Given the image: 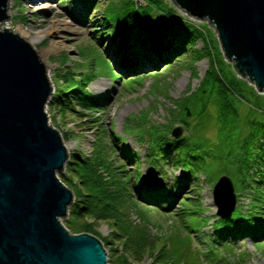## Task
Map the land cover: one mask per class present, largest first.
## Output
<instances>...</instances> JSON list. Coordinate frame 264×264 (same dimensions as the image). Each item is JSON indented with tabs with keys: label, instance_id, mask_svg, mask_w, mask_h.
I'll list each match as a JSON object with an SVG mask.
<instances>
[{
	"label": "trees",
	"instance_id": "1",
	"mask_svg": "<svg viewBox=\"0 0 264 264\" xmlns=\"http://www.w3.org/2000/svg\"><path fill=\"white\" fill-rule=\"evenodd\" d=\"M142 1L144 4L139 5L132 0H126L125 4L119 6L118 19L125 26L126 44L130 48L127 50L128 58L137 67L142 68L144 59L158 62L160 59L177 57L181 59L179 66L189 61L187 65L182 66L190 72L192 79L196 78L195 63L209 55L200 25L195 26L188 19L178 16L166 0ZM64 2H70L67 6L74 12L78 7L87 13L99 8L101 16L92 17L98 23V29L92 31L93 39L97 40V43L107 35L112 39L118 37V27L114 29L108 17L101 11L100 0H75L78 7L72 4L71 0ZM152 12L158 15H151ZM78 16L82 15L78 14ZM197 41H201L203 46L201 49L195 48ZM145 44H147L146 48H144ZM109 50H112L110 46ZM156 50L160 51V56L156 55ZM79 55L82 56L81 51ZM115 57L117 60L120 59L116 54ZM208 60V70L198 87L191 90L188 86L179 99L171 100L170 108H164L167 117L165 124L151 122L150 110H145L140 113V118L145 117L146 120L139 123L130 133V137H134L139 144L146 145L145 160L150 165V173L154 172L161 162L171 163L176 169L181 168L185 174L183 179L174 178L172 186L154 191H143L139 188L141 177L139 153L129 149L126 138L116 134L112 127L106 129L97 119L98 110L102 109L106 99H97L88 92L87 87L94 75L82 72L75 75L70 70L55 75L54 93L49 104L56 110L59 120L66 122L68 117H73L82 127L81 131L94 129L96 132L91 153L69 156L64 172L60 173V180L74 194V202L69 208L68 219L64 226L73 234L94 233V225L101 222L111 226V235L103 240L104 245L109 248L111 264H139L144 257L150 259L151 264H186L181 254L172 252L168 247L163 239L165 234H162L161 224H150L147 216L153 209L165 211L167 206L172 209L177 201L181 205L178 204L179 207H175L171 213L174 217L179 216L185 210L187 203L198 200V186L195 183L199 180L197 175L202 166V163L198 164V162L203 160L198 152L202 147L207 146L205 143H210V139L197 135L198 131H194L201 127L204 118L213 115L221 125L218 133L222 135L231 126L233 118L238 116L239 112L233 105L232 98L243 100L240 89L234 84V87L223 84L216 72L212 71L211 59ZM92 65L93 63L90 64L91 69ZM111 72L115 80L120 79V75L113 73L112 65ZM157 82L156 79L148 93ZM141 83L142 78H137L129 81L128 85L136 87ZM157 85L159 97L168 99V86H161L158 83ZM250 88L255 94L253 87ZM176 124L183 128L185 135L172 140L169 135ZM244 125L248 128L247 135L241 143L239 142L240 144L234 142V145L239 150L244 149L248 152L264 149V140H261L264 138V119L257 120L249 115ZM65 136L67 135H64V139ZM256 138H260V141L255 142ZM229 161L238 167L244 163H251L237 157ZM262 162L264 165V158ZM127 163L134 165L132 171L127 168ZM221 174L220 169L219 177ZM216 179L214 184L218 180ZM191 180L194 182V187L190 185ZM178 184L189 186L190 191L195 193L194 197L186 196L188 192L183 193L185 196L181 199L168 197V192L178 191L176 190V187L179 188ZM239 184V189L234 187L236 202L239 201L237 192L240 190L239 194L244 193L245 185L242 182ZM257 184L261 185V181L257 180ZM181 190L184 191V188ZM246 193L249 200L247 213L242 214V210L235 209L228 220L215 218L214 232L217 235L215 243L220 244L230 239L234 241L242 237L254 241L258 239L259 234L264 236L262 207L264 192ZM133 212L138 217V223L130 219ZM153 228L160 232L151 234ZM212 249H217L214 244ZM213 251L215 250L210 252L213 255L211 264L225 260V258L218 259V255Z\"/></svg>",
	"mask_w": 264,
	"mask_h": 264
},
{
	"label": "rangeland",
	"instance_id": "2",
	"mask_svg": "<svg viewBox=\"0 0 264 264\" xmlns=\"http://www.w3.org/2000/svg\"><path fill=\"white\" fill-rule=\"evenodd\" d=\"M64 1L9 0L7 15L10 17L3 23L1 29H8L21 36L27 43L32 37H37L34 43H30V46L40 56L46 69V75L51 81L53 92L55 75L58 73L64 74L70 70L75 75L81 72L94 75L87 90L97 99H106L102 109L98 110L97 119L106 129L112 127L116 134L126 138V145L129 149L139 153L141 173L139 188L143 191H154L172 186L174 178L183 179L185 174L181 168L176 169L171 163L161 162L158 163V168L150 173V165L145 160L146 145L139 144L134 137H130V133L138 127L139 123L146 120L145 117L140 118V113L150 110L149 120L151 122L165 124L167 117L164 108H170L171 100L179 99L188 86L191 90L198 87L208 70V59L212 61V71L216 72L223 84L232 87L235 85L240 89L243 100L232 98L233 105L238 109V116L233 118L234 121L225 133L219 135L221 125L213 115L204 118L201 127L194 131H198L197 135L210 139V143H205L207 146L202 147L198 152L203 159L198 162V164L202 163V166L197 175L199 180L195 183L198 186V200L187 203L185 210L175 217L171 212L178 206V201L172 206V209L169 206L165 208V211L153 209L147 216V221L152 225L161 224L162 234H165L163 239L172 252L176 251L181 254L186 264H211L213 255L210 252L212 250H215L213 252L218 255V259L225 258L218 264H264V236H260L261 234L254 241L242 237L234 241L230 239L220 244L215 243L217 235L214 232V222L217 216L212 198L213 182L219 178L220 169L222 171L220 177H230L236 189L240 186V182L245 185L243 194L238 193L241 192L240 190L237 192L239 201L236 202L234 210L239 209L242 210V214L247 213L249 200L246 192H264V165L262 162L264 149L248 152L244 149L239 150L234 145V142L240 144L246 137L248 128L244 123L249 115L257 120L264 119V94H258L253 85L241 78L233 65L225 59L217 34L213 29L205 21L189 18L170 0L166 1L178 16L188 19L195 26L200 25L209 50V55L206 58L195 63L197 77L193 79L190 72L182 66L187 65L189 61L183 62L179 66L181 59H177V57L160 59L158 62L144 59L142 68L137 67L128 58L127 50L130 48L126 44L125 26L118 19L119 6L122 3L125 4L126 0H100L101 11L108 17L114 29L118 27L116 39L107 35L100 43L93 39L94 34L92 33L94 29H98L97 20H93L92 17L101 16L99 8L87 13L76 5L75 0H71V3L78 7L74 12L67 6L70 5V2L65 3ZM132 1L135 4L136 2L139 5L144 4L142 0ZM78 14L82 16H78ZM151 15L157 16L158 14L152 12ZM22 29L27 34H23ZM108 43L110 44L108 45ZM147 44L144 48L147 47ZM109 46L113 50H111L112 52L109 50ZM202 47L201 41H197L195 48L201 49ZM79 51L82 56L79 55ZM155 53L160 56V51L156 50ZM115 54L120 58L119 60L116 59ZM91 63H93L92 69ZM111 65L113 73L120 75L119 80H115L111 72ZM137 78H142L141 85L136 87L128 85L129 81ZM156 79L159 85L168 86L170 99L159 97L157 83L148 93ZM250 87H253L255 94ZM51 97L46 104L45 111L49 124L60 133L68 155H89L92 150L91 145L96 137L95 130L81 131L82 127L73 117L67 116L66 122L59 120L56 110L50 107ZM128 118L127 125H125ZM175 127L181 126L176 124L173 129ZM64 135H67L65 139ZM184 135L183 130L182 136ZM197 135L196 137H198ZM169 138L172 139L170 135ZM261 140L263 141L264 138ZM259 141L260 138L255 139V142ZM236 157L251 163H244L238 167L229 161ZM133 167V164L127 163V168H130L131 171ZM57 177L60 180V173ZM257 180L261 181V185L257 184ZM190 185L194 187L192 180ZM178 187H176L177 192H168V197L181 199L185 196L183 193L187 192L186 196L194 197L195 193L190 191L189 186L178 184ZM183 188L184 191L181 190ZM262 207L264 208V203ZM163 214H167V216H163ZM67 219L68 217L61 220L63 225ZM130 219L138 223L136 213L133 212ZM93 231L94 233H83L94 236L102 243L107 252L108 263L111 264L109 248L104 245L103 240L111 235L112 227L101 222L94 225ZM159 232L158 229H151L153 235ZM212 243L217 249H212ZM110 247L115 248V246ZM139 264H151V260L144 257Z\"/></svg>",
	"mask_w": 264,
	"mask_h": 264
},
{
	"label": "water",
	"instance_id": "3",
	"mask_svg": "<svg viewBox=\"0 0 264 264\" xmlns=\"http://www.w3.org/2000/svg\"><path fill=\"white\" fill-rule=\"evenodd\" d=\"M217 34L225 59L264 94V0H170ZM9 0H0V264H109L102 243L62 224L73 192L57 177L69 155L45 111L53 95L44 64L8 29ZM182 127L171 131L172 139ZM216 216L230 219L236 197L230 177L212 187Z\"/></svg>",
	"mask_w": 264,
	"mask_h": 264
},
{
	"label": "bare ground",
	"instance_id": "4",
	"mask_svg": "<svg viewBox=\"0 0 264 264\" xmlns=\"http://www.w3.org/2000/svg\"><path fill=\"white\" fill-rule=\"evenodd\" d=\"M22 33L23 34H27V32L24 30V29H22ZM19 36V35H18ZM20 38H22L21 36H19ZM23 39V38H22ZM37 39V37L36 36H34V37H32L31 38V40H30V42H28L29 44L30 43H34V41ZM37 56H38V58L40 59V61H41V58H40V56L37 54ZM42 62V61H41Z\"/></svg>",
	"mask_w": 264,
	"mask_h": 264
}]
</instances>
